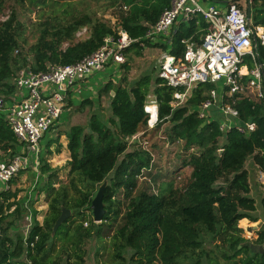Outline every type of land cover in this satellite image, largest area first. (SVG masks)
<instances>
[{
  "label": "trees",
  "instance_id": "16d2710c",
  "mask_svg": "<svg viewBox=\"0 0 264 264\" xmlns=\"http://www.w3.org/2000/svg\"><path fill=\"white\" fill-rule=\"evenodd\" d=\"M28 1L30 6L39 7L49 1L69 0ZM103 1L110 8H127L122 11L117 27L139 41L125 53L133 48L139 51L141 47H159L179 57L184 51L182 41L200 44L209 27L201 16L186 23L177 21L169 45L166 41L151 44L143 37L169 6L168 0ZM2 6L0 0V13ZM250 12L253 25L264 26V0H252ZM36 26L38 36L28 45L26 29L15 20L13 13L5 22H0V96L7 105L11 104V98L17 97L13 80L19 70L29 67L33 72H47L52 67L74 64L96 51L105 37L115 33L109 22L89 14L65 20L54 17V20L46 19ZM27 45L23 51L21 48ZM256 51L259 62L264 63V46L258 44ZM212 88L214 86L210 84L198 86L185 106L174 109L170 105L174 89L158 77L152 82L149 76H144L129 89L121 85L113 88L111 81L104 85L103 92L107 91L109 96L111 91L114 92V96H110L109 125L92 114L86 128L77 125L69 129L66 134L70 155L67 184L60 183L55 187L57 170L50 169L47 163L41 165L42 174L47 175L40 188L45 191L47 212L41 225L33 222L26 238H13L8 233L15 225V218L22 213L17 192L0 191V264H59L58 257L51 256L58 230L51 237V229L60 215L61 206L69 209L71 216L73 212L83 218L86 213L91 215V201L104 181H107L103 192L106 212L101 223L94 224L91 220L89 227L81 224L71 235H64L69 237V242L72 239L70 245L79 251L92 233L100 236V226L104 222L119 216L126 201L123 224L113 235L117 258L121 259V251L129 249L130 260H135L136 264H264V252L250 248L249 241L241 236L243 230L238 227V222L245 224L246 219L253 223L261 219L264 223V196L260 199L262 215L259 218L254 215L255 200L249 196L248 173L244 169L250 158L259 170L264 171V106L252 94L237 99L235 108L239 123L252 122L255 130L241 133L233 128L222 134L217 120H203L197 115V107ZM149 95L155 98L158 109L157 121L151 129H148V115L144 111ZM85 104L89 101L84 100L80 105ZM55 123L49 131L55 128ZM165 123L171 126L158 147L150 142V136ZM140 133L138 139L129 143ZM142 140L146 143L145 148ZM166 143L180 147L185 153L181 167L189 169L188 175L178 184L175 178L161 183L156 193L141 190L133 195L142 172H151L155 166L154 155H160L161 147ZM131 144L133 151L126 153ZM60 147L58 145V152ZM21 149L22 145L4 114L0 113V150L4 152L1 156L18 154ZM219 150H222L221 154ZM219 180L222 185L218 186ZM13 183L14 180L9 182L10 185ZM77 183H82L84 189L78 188ZM150 183L152 187L155 180ZM121 194L123 200L119 197ZM12 207L13 211L9 212ZM70 218L65 223H69ZM74 221L69 223V230ZM207 238L210 244L220 243L207 251ZM262 244L264 231H259L254 245ZM76 259L81 262L82 256L76 255Z\"/></svg>",
  "mask_w": 264,
  "mask_h": 264
},
{
  "label": "built area",
  "instance_id": "2783aa9c",
  "mask_svg": "<svg viewBox=\"0 0 264 264\" xmlns=\"http://www.w3.org/2000/svg\"><path fill=\"white\" fill-rule=\"evenodd\" d=\"M218 1L226 2V7H203L198 0H168L169 6L148 28L143 40L151 42L167 36L177 21L186 23L201 16L209 27L200 44L184 40V51L179 57L164 54L158 61L157 77L174 89L170 103L174 109L185 106L198 86L213 85L197 107L198 117L217 120L222 134L233 128L241 133H251L255 124L239 123L235 104L237 99L252 94L264 106V63L259 62L256 51L258 44L264 46V28L253 25L251 12L250 18L246 17L252 0H245L244 9L236 0ZM126 9L124 6L123 10ZM9 16L5 13L0 22H5ZM114 32L103 39L96 51L74 64L52 67L47 72H33L29 67L19 70L14 86L21 93L20 99L7 105L0 97V113L4 114L17 141L25 147L29 164L36 166L40 141L60 118L68 91L99 73L107 64H123L125 51L139 41L120 27ZM148 100L144 111L148 115V129H151L157 121L158 109L153 96L149 95ZM211 108L215 109L214 113L210 112ZM141 134L133 136L129 143ZM143 145L145 148L146 143ZM23 158L26 157L15 154L0 160V191L10 190L9 182L22 170ZM263 175L264 171L260 170L259 176ZM32 225L33 221L28 217L25 238ZM87 225L85 222L84 226Z\"/></svg>",
  "mask_w": 264,
  "mask_h": 264
},
{
  "label": "rangeland",
  "instance_id": "374dc122",
  "mask_svg": "<svg viewBox=\"0 0 264 264\" xmlns=\"http://www.w3.org/2000/svg\"><path fill=\"white\" fill-rule=\"evenodd\" d=\"M2 2L3 10L0 13V17H2V15L5 13H9L10 15L13 13L15 20L21 23L26 29L25 39L28 45L33 44L38 36V27L36 25L39 22H44L46 19L54 20V17H59L61 20H65L67 17L89 14L92 18L96 17L109 22V24L115 30V28L118 26L117 24L119 23V17L122 15L123 11L120 9V6H115L113 8L107 7L105 5L107 2L103 0H69L67 2L49 1L45 5L39 7L30 6L28 0H2ZM236 2L241 9L245 8V0H236ZM262 27L264 28V26ZM165 39V37H157L153 41H160L159 43H168L169 39ZM28 45L23 46L21 49L26 51ZM164 54H167V50L159 47L155 50L151 47L145 53H140V50L137 51L136 48H133L129 53L124 54L125 62L120 66L117 65L115 67L112 64H109V66H105L99 73L86 78L84 81L89 82L91 87H93L86 91L85 94L83 91L84 100H88L89 104L80 106L79 104L70 105L72 103H69L68 105L70 106L66 105L70 109L67 111V124H63V126L65 125L64 131H67V129H70L69 127L75 125L86 128L88 126L89 117L92 114H96L102 122L108 124L109 118L111 117L109 108L111 100L108 92H103L102 90L104 85L111 81L113 88L121 85L129 89L137 80L144 76H149L153 82V80L157 77V60ZM79 83L77 84L78 87H82L83 84ZM0 97L2 98V96ZM17 101L16 98L15 100H12L11 98L10 103H15ZM148 101L150 102V100ZM149 102L146 103L148 104ZM210 112L214 113L215 109L211 108ZM170 126L171 125L168 123L163 124L157 133H154L152 136H150V142L156 144V146L159 147L161 141H163L162 137L168 132ZM57 138L59 139L58 141L60 142L62 150L58 152L57 145H53L51 153H48L47 150H44L42 154L39 153L36 159V166L35 164H29L30 160H28V169H22L19 175L14 179V183L11 185V187H14V191L17 192L16 199H18L17 201L22 207V213L17 218H15V225L12 226L8 231L9 236L13 238L19 236L25 238L28 217H30L33 222L41 221L39 223H42V220L39 218L42 216V212H38L37 208L39 211H42V207L47 206L45 191L40 189L43 184L42 180L45 179L47 175L42 174L41 165L47 163L50 169L57 170V181L55 187H58L60 183L67 184L70 179L68 176L67 161L64 162V158L69 156V152L66 149L67 137L61 135ZM141 142L143 143L144 141L142 140ZM133 149L134 146H132V144L129 145L126 153L133 151ZM2 153L4 152L0 150V160L10 157L9 154H5V156L2 157ZM64 153L66 156H64ZM123 156L124 155L120 156L119 159L121 160ZM154 156L155 166L149 173H146V171L142 172V175L137 181V187L133 195L141 190H151L152 192L156 193L161 183H168L169 181H172L173 178H175L174 181L178 184L179 182L183 181V178L186 175H188L189 169H184L181 167V159L185 156V153L180 151V147L177 148L175 145L166 143L163 148L161 147L160 155L155 154ZM22 157L27 158L26 154L22 155ZM30 159L33 160L32 158ZM30 168H33L34 171H31ZM244 168H246V171L248 172V181L250 185L249 196L255 200L256 212L254 215L261 217L262 209L260 205V198L264 193V185H261L257 181V168L254 167V164L250 158L245 162ZM23 175H26L25 180ZM153 179L155 180V183L151 187L149 184H151L150 181H153ZM87 183L88 182L86 181V184ZM17 185H19L20 188H18ZM216 185H222V180H219ZM77 187L84 189L82 187V183H77ZM70 193L73 192L70 190ZM119 197H121L120 199L123 200L122 194L119 195ZM26 199H29L27 201V206L29 208L28 210L25 209L23 205V202L26 201ZM125 205L126 201L123 202L119 216L115 220L110 219L107 222H104V224L100 226V236L92 233L91 237L88 240H85V242L82 244L80 251L77 247L71 246L70 244L72 243V239L69 242V237L67 238L64 235L65 233H68V236L71 235L77 226L84 223L82 219H85V222L88 224L87 226L83 227H89L91 220L93 222L92 212L91 215L89 214L90 212L88 215L86 213L84 218L73 212L72 216L70 215L71 218L69 217V223L75 220L73 222V227H71L72 229L69 230V223L65 222L58 229L56 240H54L55 247L51 255L52 258L58 257L59 264L78 263L79 261H77L76 255L82 256V261L79 262V264H136L135 260H130L131 251L129 249H126V251H121L122 258H117V247L113 245L115 243L113 240V235L123 224L122 215L125 212ZM13 209L14 207H12L9 212H12ZM258 222L253 223L247 221V223L242 224L244 228H241L243 230L241 236L253 245L256 242L258 232L264 231V225L261 226L258 224ZM239 225L240 223L238 222V227H240ZM209 242L210 239L207 238L205 242V249L207 251L213 249L214 244L220 243L219 241H215L213 244H210ZM258 250L264 252V244H262V246L259 248H256L255 252Z\"/></svg>",
  "mask_w": 264,
  "mask_h": 264
},
{
  "label": "crops",
  "instance_id": "0c3cea01",
  "mask_svg": "<svg viewBox=\"0 0 264 264\" xmlns=\"http://www.w3.org/2000/svg\"><path fill=\"white\" fill-rule=\"evenodd\" d=\"M198 2L203 6V7H206V6H209V5H213L214 7H216V8H218V9H224L225 7H226V2H223V1H218V0H198ZM174 27L175 26H173V28L171 29V31H170V33H172V31L174 30ZM169 33V35L168 36H162V38H168V39H170V34ZM167 39V40H168ZM157 42L159 43L160 41H151L150 43L151 44H157ZM170 44V40L168 41V45ZM142 49L140 50V53H145L147 50H149V48H151V47H141ZM152 48H154V50L155 49H157V47H152ZM130 49V48H129ZM130 51H128L127 53H129ZM167 54H168V51H167ZM160 58H161V56L159 57V59L157 60V64H158V61L160 60ZM85 80V79H84ZM81 81L79 84H83V86L82 87H78V83L71 89V90H69L68 91V93H67V95H66V99H65V103H64V108H65V110L63 109V112H62V114H61V116H60V118L58 119V121L55 123V128H53L52 130H50L47 134H46V136L44 137V139H42V141L40 142V153L42 154V152L44 151V150H49V151H51L52 150V147H53V145H57V148H58V145H60V142L58 141V142H55L56 141V139H58L57 137H59V136H61V135H64L65 137H66V134H67V132L69 131V129H67V131H64V129H65V125L67 124L66 123V121H67V119H68V110L70 109L68 106H70V105H80L81 103H82V101L84 100V97H83V91H84V94L86 93V91H88V90H90V88H93V87H91V85L89 84V82H87V81ZM84 84H86V85H84ZM16 94H17V97H16V101L20 98V95H21V93H19L17 90H16ZM13 99L15 100V97H13ZM69 103H72V104H70V105H68ZM66 105H68V106H66ZM81 106V105H80ZM66 123V124H65ZM63 124H65L64 126H63ZM63 126V127H62ZM75 126H77V125H75ZM72 127V126H71ZM71 127H69V128H71ZM63 132H65V133H63ZM59 140V139H58ZM49 141H52L51 143H50V145H49V147H48V149H46L47 148V146H48V142ZM61 146V145H60ZM66 149H67V145H66ZM62 150V147H60V151ZM52 152V151H51ZM18 154H21V155H24L25 154V147L22 145V149H21V151L18 153ZM64 156H66L65 155V153H64ZM24 159V165H23V168L22 169H28V158H23ZM70 160V155L68 156V157H65L64 158V162L65 161H69ZM254 167L255 168H257L255 165H254ZM31 169V168H30ZM245 170H247L246 168H244ZM34 171V169L32 168L31 169V171ZM259 172H260V170L257 168V170H256V177H257V181L262 185H264V175H263V177H260L259 176ZM248 173V172H247ZM24 176V180L26 179V175H23ZM22 177V176H21ZM24 183V182H23ZM248 183H249V181H248ZM12 185V184H11ZM11 185L9 184V186H10V191L11 192H13L15 189H14V187H11ZM250 186V185H249ZM17 187L18 188H20V186L19 185H17ZM15 192V191H14ZM264 196V193L262 194V196H261V198ZM251 197V196H250ZM18 198V197H17ZM260 198V199H261ZM18 200V199H17ZM29 199H26V201H24L23 202V205H24V208L25 209H29L28 208V206H27V201H28ZM47 207V206H46ZM46 207H42L43 209H42V211H39V209L37 208V210H38V212H42L41 214H42V216L41 217H39L42 221H43V218H44V216H45V214H46V212H47V209H46ZM88 214V213H87ZM259 218H261V217H259ZM246 221H248L247 219H246ZM259 221V222H258ZM257 222H258V224L259 225H261V226H263L264 225V223L262 222V220L261 219H259ZM39 222H41V221H39ZM38 221H37V223L39 224V225H41L42 223H39ZM85 223V222H84ZM84 223H83V226H84ZM87 223V222H86ZM255 223V222H254ZM96 224V223H95ZM240 227L239 228H244V226L242 225V224H240L239 225ZM251 244V243H250ZM253 245V244H252ZM254 246H257V247H260V246H262V245H254ZM254 250V249H253ZM259 250H261V249H259ZM258 250V251H259ZM255 251V250H254Z\"/></svg>",
  "mask_w": 264,
  "mask_h": 264
},
{
  "label": "water",
  "instance_id": "95a60500",
  "mask_svg": "<svg viewBox=\"0 0 264 264\" xmlns=\"http://www.w3.org/2000/svg\"><path fill=\"white\" fill-rule=\"evenodd\" d=\"M246 17L247 19L250 18V9L247 8L246 11ZM110 96L113 97L114 96V92H110ZM219 154H221L222 150L218 151ZM107 186V182L104 181L97 189V192L94 196V198L91 201V205H90V209L92 212V218H93V222L96 224L101 223L102 218L106 212L105 208H104V203H103V192L105 187ZM71 215V211L63 206H61L60 208V215L58 216V218L56 219L52 229H51V237L54 236V234L56 233V231L58 230V228L70 217ZM250 248L252 249H256L259 248L257 246H254L252 244H248Z\"/></svg>",
  "mask_w": 264,
  "mask_h": 264
}]
</instances>
